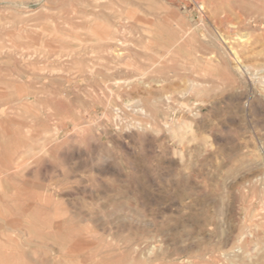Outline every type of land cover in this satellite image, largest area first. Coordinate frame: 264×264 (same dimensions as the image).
<instances>
[{
  "label": "rangeland",
  "instance_id": "obj_1",
  "mask_svg": "<svg viewBox=\"0 0 264 264\" xmlns=\"http://www.w3.org/2000/svg\"><path fill=\"white\" fill-rule=\"evenodd\" d=\"M0 148L8 264H264V0H0Z\"/></svg>",
  "mask_w": 264,
  "mask_h": 264
},
{
  "label": "bare ground",
  "instance_id": "obj_2",
  "mask_svg": "<svg viewBox=\"0 0 264 264\" xmlns=\"http://www.w3.org/2000/svg\"><path fill=\"white\" fill-rule=\"evenodd\" d=\"M95 9V8H94ZM105 9V8H104ZM96 10V9H95ZM98 11H99V8L97 9ZM126 10V9H125ZM118 11H122V10H118ZM118 13V12H117ZM124 14V13H123ZM101 15H102V13H101ZM119 15V16H118ZM117 16L118 17H120V13L118 14ZM122 16H124V15H122ZM120 19V18H119ZM126 19V18H125ZM162 19V18H161ZM76 20V19H75ZM118 20V19H117ZM122 21H123V17H122ZM125 21V20H124ZM124 21H123V24H125L124 23ZM117 25H119V24H117ZM126 25V24H125ZM121 28V27H120ZM19 32V31H18ZM73 32V31H72ZM73 34V33H72ZM96 35V34H95ZM180 40V39H179ZM116 42H118V41H116ZM140 43V42H139ZM125 44V43H124ZM173 45H175L174 43H173ZM117 46V45H116ZM173 47V46H172ZM108 50H110V49H108ZM110 52V51H109ZM116 52V51H115ZM112 53V52H111ZM119 53V52H118ZM165 53V52H164ZM170 53V52H169ZM114 54V53H113ZM117 55V54H116ZM163 55V54H162ZM26 58V57H25ZM158 58V57H157ZM156 58V59H157ZM160 58V57H159ZM156 59H155V61H156ZM161 59V58H160ZM157 62V61H156ZM239 63V62H238ZM23 64V63H22ZM156 64V63H155ZM154 65V64H153ZM158 65H160V64H158ZM57 70V69H56ZM93 71V70H92ZM56 72V71H55ZM110 72V71H109ZM207 72V71H206ZM90 73V72H89ZM29 76V75H28ZM109 80H110V77H109ZM142 82V81H141ZM177 84H179V83H177ZM200 84V83H199ZM67 87V86H66ZM75 89V88H74ZM159 92V91H158ZM158 92H157V94H158ZM156 93V92H155ZM161 94V93H160ZM116 95V94H115ZM156 95V94H155ZM166 95H168V94H166ZM148 96H150V95H148ZM66 97V96H65ZM158 97H159V94H158ZM164 97H166L165 95H164ZM157 99V97H154V99ZM173 98V97H172ZM132 99V98H131ZM152 100V99H151ZM150 100V101H151ZM139 101V100H138ZM159 101V100H158ZM168 101V100H167ZM154 102V101H153ZM152 102V103H153ZM162 104V103H161ZM143 105V104H142ZM141 105V106H142ZM125 106V105H124ZM140 106V107H141ZM147 106V105H146ZM177 106V105H176ZM128 107V106H127ZM129 107H131V106H129ZM111 108V107H110ZM146 108V107H145ZM140 109V108H139ZM138 109V110H139ZM142 109H144V107L142 108ZM116 110H117V108H116ZM145 110V109H144ZM118 111V110H117ZM148 111V110H147ZM134 112V111H133ZM142 113V112H141ZM143 114V113H142ZM141 114V115H142ZM146 115V114H145ZM168 127V126H167ZM5 142V141H4ZM68 143V142H67ZM1 149V148H0ZM7 151V150H6ZM12 156V155H11ZM10 157V156H9ZM65 157H67V156H65ZM76 157V156H75ZM12 162V161H11ZM11 166V165H10ZM85 171V170H84ZM12 172H13V170H12ZM118 172V171H117ZM1 176H0V179L2 180V182H5L6 181V179H7V176L9 175V167H8V159H7V157H4V160H3V162H2V166H1V174H0ZM16 175V174H15ZM81 185V184H80ZM3 199V198H2ZM187 199V198H186ZM4 201H6V200H4ZM1 202H3V201H1ZM30 210V209H29ZM6 221V220H5ZM4 222V221H3ZM4 228H5V226H4ZM7 228V227H6ZM1 240V239H0ZM1 242H3V240H1ZM7 244H9V243H7ZM5 245H6V243H5ZM5 245H2L1 246V254H0V264H8V254H7V250H6V246ZM10 245V244H9ZM9 248V247H8ZM114 248V247H113ZM8 250H10V249H8Z\"/></svg>",
  "mask_w": 264,
  "mask_h": 264
}]
</instances>
